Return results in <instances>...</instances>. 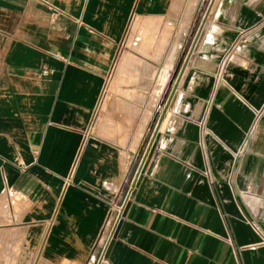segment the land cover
Segmentation results:
<instances>
[{
  "label": "crops",
  "instance_id": "1",
  "mask_svg": "<svg viewBox=\"0 0 264 264\" xmlns=\"http://www.w3.org/2000/svg\"><path fill=\"white\" fill-rule=\"evenodd\" d=\"M183 3L0 0L1 262L264 264V0Z\"/></svg>",
  "mask_w": 264,
  "mask_h": 264
},
{
  "label": "rangeland",
  "instance_id": "2",
  "mask_svg": "<svg viewBox=\"0 0 264 264\" xmlns=\"http://www.w3.org/2000/svg\"><path fill=\"white\" fill-rule=\"evenodd\" d=\"M186 0H184V3H185ZM184 3L182 5H179V18L185 20L189 17L186 16V13L182 15V13H184V11L182 10V8L184 7ZM182 22V21H181ZM186 24V22H185ZM184 24V25H185ZM182 25L180 24V29ZM159 67V65H158ZM158 67H152V72L153 74H155L154 72H157V68ZM180 67L181 65L179 64L178 65V68H177V65L174 64L172 65V70L170 71V79H168V84L167 86L165 87L164 89V92L162 94V97H161V102L162 103H165V102H170L171 98H172V89L177 85V83L179 82V79L177 78V74H178V70H180ZM165 76L164 75H160L159 78L155 81L154 83V90H153V96L157 97L156 101L159 99V94L162 90V87L165 83ZM154 82V75H153V81L152 83ZM159 92V94H158ZM152 96V97H153ZM152 104H154L153 102V98H152ZM22 260V262H20ZM6 262H1L0 260V264H3ZM18 263H23V264H48L42 257H38V256H35V257H31V256H13V257H9V260H8V264H18ZM60 264H70V263H67V262H63V263H60ZM72 264V263H71Z\"/></svg>",
  "mask_w": 264,
  "mask_h": 264
},
{
  "label": "built area",
  "instance_id": "3",
  "mask_svg": "<svg viewBox=\"0 0 264 264\" xmlns=\"http://www.w3.org/2000/svg\"><path fill=\"white\" fill-rule=\"evenodd\" d=\"M248 135H249V133L247 134V137H246L245 140H244V143H243V145H242V148L239 149V153H240L241 151H243V150L247 147Z\"/></svg>",
  "mask_w": 264,
  "mask_h": 264
},
{
  "label": "bare ground",
  "instance_id": "4",
  "mask_svg": "<svg viewBox=\"0 0 264 264\" xmlns=\"http://www.w3.org/2000/svg\"><path fill=\"white\" fill-rule=\"evenodd\" d=\"M158 94H159V92H158ZM153 95H154V94H153ZM152 98H153V102L155 103V102H156V99H157V97L153 96Z\"/></svg>",
  "mask_w": 264,
  "mask_h": 264
}]
</instances>
